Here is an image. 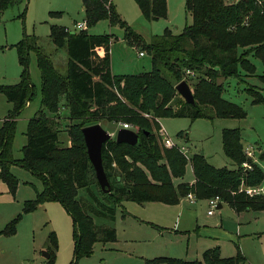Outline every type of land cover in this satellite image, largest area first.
Returning a JSON list of instances; mask_svg holds the SVG:
<instances>
[{
    "label": "trees",
    "instance_id": "trees-1",
    "mask_svg": "<svg viewBox=\"0 0 264 264\" xmlns=\"http://www.w3.org/2000/svg\"><path fill=\"white\" fill-rule=\"evenodd\" d=\"M82 1L88 27L103 20L111 27L120 26L129 45L152 56L153 70L138 76L114 75L112 36L89 35L86 30L71 33L65 27L51 26L54 46L66 49L69 57L67 72L62 75L39 47L38 38L24 37L17 46L23 67L19 82L0 84V95L12 104L0 128V179L14 195L19 185L11 172L15 165L30 172L43 185L35 200L25 202L24 212L32 213L45 203L61 204L73 221L72 264H78L92 256L95 244L116 241V230L97 225L94 218L114 221L117 207L125 202L176 206L192 194L199 201L219 197L221 205L228 204L236 213L264 211V197L250 198L241 192L242 187L258 188L264 182L260 165L248 160L244 153L241 129L222 132L223 151L235 164L233 170L215 168L203 155L196 154L188 161L178 149L162 148L154 130L160 129L159 119L188 118L194 122L246 118L242 108L224 100V84L220 80L239 77L240 69L247 77L255 76L256 68L250 57L260 59L264 65V1L239 0L232 4L226 0H186L192 24L180 34L167 29L148 44L121 19L113 0ZM135 1L147 20L167 18L168 0ZM19 2L0 0V19L5 10ZM31 52L36 53L41 75L42 107L29 121L23 158L16 160L13 143L17 120L35 97L29 72ZM189 71L193 75H188ZM259 78L264 84V76ZM183 81L193 92L194 105L188 104L176 90ZM250 94L254 104L264 102L263 95L251 91ZM179 98L182 102H178ZM62 106L69 111V119L78 122L69 133L67 147L60 141L62 129L58 119ZM101 122L128 124L140 135L137 146L118 144L115 137L104 145L103 165L111 183L108 194L98 183L82 132L85 127ZM260 160H264V154ZM246 162L251 164V170L243 168ZM189 163L195 183L176 186L174 180L184 178ZM81 191H85V197L80 196ZM20 218L21 215L13 220L4 234L14 235ZM57 250L58 238L52 232L50 257L45 264H55ZM245 263L240 251L235 257L223 258L219 247L205 251L202 260L169 257L146 260V264Z\"/></svg>",
    "mask_w": 264,
    "mask_h": 264
},
{
    "label": "rangeland",
    "instance_id": "rangeland-1",
    "mask_svg": "<svg viewBox=\"0 0 264 264\" xmlns=\"http://www.w3.org/2000/svg\"><path fill=\"white\" fill-rule=\"evenodd\" d=\"M226 1L232 4L236 2ZM113 3L121 19L140 34L147 44L154 37L163 35L167 29L180 34L193 22L191 15L186 12V0H168L167 18L158 21L147 20L135 0H113ZM85 21L82 0H21L10 6L0 19V84L14 85L19 82L23 67L17 46L25 36H36L39 47L50 56L56 69L65 75L69 57L66 49L54 46L50 38L51 26H62L71 33H79L76 25ZM86 31L89 35L113 37L110 52L114 75L138 76L153 70L152 56L140 47L129 45L125 40V30L120 26L111 27L107 20H103L87 26ZM141 52L143 56H140ZM250 60L256 68L255 76L247 77L240 69L239 77L220 80L224 84V100L242 108L246 113L244 120L197 119L192 122L188 118L159 119L157 127L160 129L154 127L159 145L165 148L159 136V131L164 129L174 143L188 148L190 160L199 154L209 159L216 168L233 170L236 169L235 164L223 151L222 132L224 129L239 128L244 146L254 149L259 161L256 164L264 172V160H260L264 154V102L254 104L250 94V91L259 93L264 99V84L259 78L264 76V65L258 58L250 57ZM29 72L35 86V97L17 120L13 143V157L16 160L23 158L29 121L42 107L41 75L35 52L30 54ZM164 74L167 76L166 72ZM178 102H182V99L179 98ZM64 103L62 100V105ZM10 109L12 104L7 102L4 95H0V128ZM59 112L58 120L62 129L60 141L67 147L69 133L78 122L69 119V111L63 106ZM100 124L113 135L121 129V123ZM11 172L19 181L14 195L0 179V264H45L47 260L43 253L49 250L52 232L58 238L55 264H72L75 251L72 218L57 202L42 204L36 211L25 213V202L35 200L43 185L37 177L20 166H12ZM193 180L194 174L189 163L184 178L175 179L174 183L176 186L193 185ZM112 181L114 183L115 179ZM261 188L264 192V182ZM85 195V191H81L80 196ZM258 197L263 198L264 195L250 198ZM208 212V201L196 199V203L192 204L185 197L176 206L125 202L117 207L114 221L94 218L97 225L110 226L116 230V241L95 244L92 256L83 258L78 264H146V260L158 257L195 261L202 260L205 251L217 247L223 258L235 257L240 251L246 258L245 264H264V211L236 213L223 203L214 215L209 216ZM20 215L15 234H4L7 226Z\"/></svg>",
    "mask_w": 264,
    "mask_h": 264
},
{
    "label": "water",
    "instance_id": "water-1",
    "mask_svg": "<svg viewBox=\"0 0 264 264\" xmlns=\"http://www.w3.org/2000/svg\"><path fill=\"white\" fill-rule=\"evenodd\" d=\"M176 90L188 104H195L193 92L186 81L178 84L176 86ZM82 132L84 135L88 156L95 169L98 183L105 193H111V183L104 169L102 152L104 145L109 140L113 139V135L106 131L101 124L85 127ZM115 139L118 144H127L131 146H137L140 144L139 133L131 129H120L117 132ZM221 208L222 205L220 204L218 209ZM43 255L46 260H48L50 257L48 252H44Z\"/></svg>",
    "mask_w": 264,
    "mask_h": 264
},
{
    "label": "built area",
    "instance_id": "built-area-1",
    "mask_svg": "<svg viewBox=\"0 0 264 264\" xmlns=\"http://www.w3.org/2000/svg\"><path fill=\"white\" fill-rule=\"evenodd\" d=\"M236 2H238L239 0H235ZM264 1V0H263ZM235 3V2H234ZM87 28V24L86 22L84 23H78L76 25V29L79 30V31H84L86 30ZM68 32L69 29H67ZM144 53L141 52L140 53V56H143ZM188 75H193L192 72H188L187 73ZM120 128H124V129H131L133 131H136L138 132L137 130H135L131 125H128V124H119ZM113 135V134H112ZM114 136L116 137V134L113 135V138ZM159 136L161 138V141L163 142L164 144V147L167 148V149H173V148H176L178 149L188 160H190V156L188 155L189 153V150L187 147L185 146H179L177 145L176 143H174V141L172 139H170L166 134H165V131L164 129H161L159 131ZM244 153L247 157L248 160H251L253 161L254 163H258L257 159H256V153L254 151V149L252 147H248L246 146L244 148ZM243 168L246 169V170H251L252 169V166L249 162H246L243 164ZM241 192H245L247 196L249 197H255V196H263L264 195V192H263V189L261 187H258V188H245V187H242L241 189ZM188 200L192 203V204H195L196 203V198L194 195L190 194L188 197ZM208 203H209V212H208V215L209 216H212L215 214V211L218 209L219 205L221 204V200L219 197H215V198H212V199H209L207 200Z\"/></svg>",
    "mask_w": 264,
    "mask_h": 264
},
{
    "label": "crops",
    "instance_id": "crops-1",
    "mask_svg": "<svg viewBox=\"0 0 264 264\" xmlns=\"http://www.w3.org/2000/svg\"><path fill=\"white\" fill-rule=\"evenodd\" d=\"M111 51V50H110ZM111 53V52H110ZM6 98V97H5ZM7 102H8V100H7ZM11 104V103H10ZM11 110V109H10ZM9 110V111H10ZM9 111H8V113H9ZM8 115V114H7ZM6 119V118H5ZM5 119L3 120V122H2V126H3V123H4V121H5ZM1 126V127H2ZM69 146H70V141H69V144H68ZM207 159V158H206ZM20 160V159H19ZM208 160V162L210 163V161H209V159H207ZM258 163H259V161H258ZM212 165V164H211ZM213 166V165H212ZM215 167V166H214ZM216 168V167H215ZM193 183H195V179L192 181V183L191 184H193ZM186 199H188V198H186ZM191 203V202H190Z\"/></svg>",
    "mask_w": 264,
    "mask_h": 264
}]
</instances>
